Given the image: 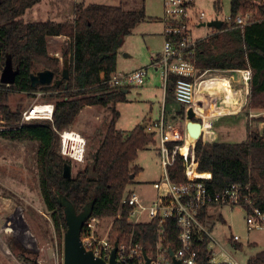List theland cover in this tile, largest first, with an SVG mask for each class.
<instances>
[{
	"label": "trees",
	"instance_id": "trees-1",
	"mask_svg": "<svg viewBox=\"0 0 264 264\" xmlns=\"http://www.w3.org/2000/svg\"><path fill=\"white\" fill-rule=\"evenodd\" d=\"M41 1L0 0V76L8 59L18 71L13 85L0 82V115L5 122L0 135L13 141L39 143L40 189L60 244L67 230L60 200L66 197L78 213L91 203L92 217L114 218L109 232L112 243H121L132 237L135 244H140L153 256L158 245L169 252L177 251L181 247V227L176 217H159L139 224L128 221L132 207L123 205L122 200L127 187L140 173L134 162L141 150L155 143V134L142 126L129 133L118 129L120 112L116 105L127 101L126 89H112L104 83L117 70L120 41L123 42L124 37L146 19L145 9L126 10L122 6L79 3L75 5L73 21L25 22V12ZM257 1L262 0H230L231 24H223L220 32L198 40L194 57L196 66L202 71L251 70L250 94L245 106L248 112L249 109L264 111V2ZM219 3L218 0L217 9ZM246 14H253V19L244 27H237L236 17ZM56 36L70 39L71 59L69 78L59 85L46 87L56 98L53 120L22 121L21 112L4 103L10 91L32 93L36 90L31 81L36 64L53 71L55 76H63L60 60L51 56L49 51L48 40ZM176 79L171 76L168 92L174 90ZM85 106H110L112 118L102 141L91 155V166L68 179L64 177V168L67 163L71 164V160L60 154L58 132L70 129ZM184 111L182 107L179 113L184 115ZM257 118L259 122L264 121ZM195 153L198 162L196 177L206 178L212 174L211 180L206 181L210 191L221 192L237 184L245 200H252L253 206L264 211L263 134L249 132L245 141L236 143L203 142L200 138ZM185 169L184 158L178 156L168 168L171 180L177 183L187 181ZM244 209L249 206L244 205ZM198 218L203 224L208 221L206 208L200 211ZM208 245L209 237L201 234L199 264H213ZM235 245L242 246L241 243ZM247 264H264V249L250 257Z\"/></svg>",
	"mask_w": 264,
	"mask_h": 264
},
{
	"label": "rangeland",
	"instance_id": "rangeland-1",
	"mask_svg": "<svg viewBox=\"0 0 264 264\" xmlns=\"http://www.w3.org/2000/svg\"><path fill=\"white\" fill-rule=\"evenodd\" d=\"M217 1L196 0L198 10L206 14L207 21L230 15V0H219V9H217ZM75 2L122 6L126 10L144 8L147 13L146 19L149 20L145 19L137 24L124 37L118 50L116 72L120 74L131 72L143 66H151L150 50L160 51L164 45V38L161 36L163 31L161 19L164 17L163 0H42L36 6L28 9L23 19L29 23L73 21ZM260 2L262 3L264 0L256 3ZM197 25L198 19L192 28L194 39L205 37V34L211 33V28L197 27ZM48 43L50 55L60 60V70L62 71L64 68L63 61L67 59L70 63V39L66 36H56L49 38ZM149 69L147 84L144 87L128 88L127 101L116 105V109L120 112L116 126L124 132H130L137 126H142L144 120L151 115L153 118H158L162 111L167 92L159 76L154 74V69ZM42 70L44 69L40 65L36 64L33 67L34 74ZM216 76L225 79L221 82L222 85L227 84L228 79L226 77ZM60 78H62L61 75L55 76V79ZM228 84L230 83L228 82ZM53 85L54 82L50 85H38L32 93L10 91L4 104L9 105L14 111L21 112L22 116L35 104H55L56 98L52 96L50 91L46 90V87ZM232 85L234 87V83ZM230 95L232 96L233 93ZM0 105H2L1 101ZM233 105L227 107H233ZM152 107L153 110L150 113ZM176 108L181 109V106L176 105ZM250 113L254 116H250ZM235 117L237 116H227L216 122L214 130L219 134L216 141L242 142L248 138L249 132L256 131L264 135V121L259 122L257 120V117L264 120L262 109H249V112L248 109H244L239 119ZM111 118V108L85 106L71 128L68 129L81 134L87 141L84 161L79 163L71 160L72 177H76L79 171L91 166V155L102 141ZM4 123L0 115V131L5 129ZM155 140L157 143L150 144L139 152L134 165L140 168V173L127 187L125 196L130 192H136L144 200L145 198L153 199L157 196L155 185L160 183L163 170L158 151L159 136L155 135ZM38 147L39 143L35 141H13L0 135V225L8 221L9 218H14L18 222V227L23 228L19 227L21 230H29V233L37 239L38 247L47 249V255H51L53 248L58 250L59 260L62 262L63 238L62 244H60L51 213L44 203L40 189ZM216 212L217 216L214 217L212 224L207 226L211 238L210 242L215 251H220L221 246L225 251L234 255L238 259L237 261L245 263L250 256L264 249V231L249 230L245 217L246 211L243 207H223V209H216ZM220 214L223 215L226 222L219 219ZM20 216L23 217V222L20 221ZM113 220L114 218L102 219L101 224L97 227V234L101 237L107 235ZM235 235L241 238L237 242L241 243V248L235 245L233 240ZM2 237L15 254L24 261V255L28 254L24 252L16 240L7 233H4ZM0 264H14L10 257L3 254L1 249Z\"/></svg>",
	"mask_w": 264,
	"mask_h": 264
},
{
	"label": "built area",
	"instance_id": "built-area-1",
	"mask_svg": "<svg viewBox=\"0 0 264 264\" xmlns=\"http://www.w3.org/2000/svg\"><path fill=\"white\" fill-rule=\"evenodd\" d=\"M163 19L165 22L163 50L154 59L151 66L128 73L113 74L108 80H104V83H107L112 89L144 87L149 77V68H152L157 71L161 83L167 89L171 76H176L174 93L176 101L185 109V121H188L186 117L187 110L192 108L202 126L200 138H202L203 142H214L216 140L214 121L219 115L214 116L213 112H219L220 109L237 110L233 107H227L228 105H238L239 110L247 105L252 72L248 68L239 70L208 69L202 71L196 66L194 61L195 47L198 40L201 39L193 38L192 28L196 19H198L200 24L201 22L207 23V20L206 14L196 9L195 0H164ZM218 19L222 20L223 24H231L232 22L231 15L214 20ZM251 19H253L252 14L238 15L235 24L237 27H244ZM220 31L221 29L217 30V32ZM227 71L238 72L239 78L235 81L241 83L240 87L234 88L232 85L234 81L228 79L232 88V96L228 95V92H222L206 83L207 79L212 75H222V73ZM102 78L104 79V75H102ZM229 97L231 98V103H228ZM198 100L202 103V112L196 108ZM48 106H51V109L46 112L47 114H43L38 118L31 117L36 107L33 106L23 113L22 120L49 119L52 121L55 104L48 103ZM250 116H254V114L250 113ZM145 128L149 133L159 134L158 151L163 170L162 179L160 183L155 185L158 194L156 199L150 203L143 200L136 192H130L127 196H124L122 204L132 207L128 217L130 223H149L159 217H176L181 227L179 235L181 247L175 251V255L183 264H199L198 244L201 241V234H206L209 237L208 250L212 254L211 263L223 264L215 263V258L220 254L219 252L225 254L224 249L220 246V251L214 250V246L210 242L211 238L208 228L198 218L200 211L204 208L207 211L209 207L214 206H241L243 208L244 205L246 207L249 206V209H245L249 230L264 231V211L253 206L252 200H245L239 185L232 184L221 192L210 191L206 181L211 180V173L210 177L206 178L195 177V175L190 173L189 168L193 164L196 167L195 170L198 167L195 153L197 141L194 140L188 145L186 153L182 151V148L191 139L186 123L183 127H179L173 122H168L164 114H162L158 120L148 121ZM66 131L58 132L60 136V154L69 160L79 163L83 162L86 154V139L83 137L78 149H76L71 144L65 143ZM77 135L81 136L79 133ZM171 144H173V147L170 146ZM178 156H182L186 162L185 175L187 178V181L179 183L173 182L168 172V168L176 162ZM19 219L23 222L22 216ZM17 223L11 217L0 225V249L5 256L10 257L14 264H63V261L59 260L58 250L53 248L51 255H47V249L38 247L37 239L29 233V230H21L20 228L22 227L19 226V228ZM100 224V218H89L84 225L81 237L87 250L93 251L96 256L108 261L111 258L114 243L109 240V233L103 237L97 234V227ZM108 231L110 232V229ZM4 233L11 235L24 252L28 254L24 255V261L9 247L2 237ZM240 239L238 235L233 237L234 241H240ZM145 252V249L140 244H135L133 238L130 237L129 240L119 243L117 259L122 264H147ZM148 256L151 258L150 264H174L170 252L161 245L157 246L154 256L150 254ZM230 264L240 263L231 262Z\"/></svg>",
	"mask_w": 264,
	"mask_h": 264
},
{
	"label": "water",
	"instance_id": "water-1",
	"mask_svg": "<svg viewBox=\"0 0 264 264\" xmlns=\"http://www.w3.org/2000/svg\"><path fill=\"white\" fill-rule=\"evenodd\" d=\"M203 26L214 27L221 29L223 25L222 20H212L208 23H203ZM122 40L120 41V44ZM63 76L60 79H55V73L51 70H42L38 73L31 74L32 86L37 87L38 85H50L61 84L65 79L69 78V61L65 59L63 61ZM17 70L13 67L11 61L8 59L3 71L1 72L0 82L7 86L13 85L16 80ZM125 93L128 89L124 90ZM187 123L186 128L191 138L198 141L201 137L202 126L195 116V112L192 108H189L186 112ZM143 128L146 124L142 125ZM64 177L72 178V166L67 163L64 168ZM132 178L134 176L132 175ZM60 204L64 207V214L67 223V230L63 236V264H122L117 259V252L119 248V242L114 243L111 258L107 261L94 254L93 251L87 250L82 241V230L86 221L92 217V204H87L81 212H77L74 204L69 201L66 197H61ZM145 258L147 264L151 263V258L145 252ZM170 256L174 264H183L180 259L175 255V251L170 250Z\"/></svg>",
	"mask_w": 264,
	"mask_h": 264
},
{
	"label": "crops",
	"instance_id": "crops-1",
	"mask_svg": "<svg viewBox=\"0 0 264 264\" xmlns=\"http://www.w3.org/2000/svg\"><path fill=\"white\" fill-rule=\"evenodd\" d=\"M76 4H79V2H75ZM81 3H84V2H81ZM85 4H89V3H85ZM195 5H196V0H195ZM163 8H164V0H163ZM196 9L198 10L199 8L196 6ZM146 12V11H145ZM146 16H147V13H146ZM164 16V15H163ZM146 20H149V19H146ZM162 20V22H163V31H162V34H161V36H163V38H164V29H165V22H164V19L162 18L161 19ZM214 20V19H213ZM212 21V20H211ZM208 22H210V21H207V23ZM203 23H205V22H201V24L200 23H198V25H197V27H202L203 25ZM203 27H208V26H203ZM209 28H211L212 30H211V33L214 31L215 33L217 32V30L218 29H216V28H214V27H209ZM211 33H209V34H205L204 36L205 37H200L199 39H203V38H207V37H209V36H211V35H213V33L211 34ZM214 33V34H215ZM54 40V39H53ZM163 49V48H162ZM162 49L160 50V51H153V50H150V53H151V64H152V62L154 61V59L158 56V55H160V53L162 52ZM145 67H147V66H143V67H140V68H138V69H141V68H145ZM138 69H136V70H138ZM150 70V69H149ZM133 71H135V70H133ZM132 72V71H131ZM123 73H128V72H123ZM115 74H118L117 72H115ZM121 74V73H120ZM154 74L155 75H158V73H157V71L154 69ZM159 76V75H158ZM220 76H223V77H226L227 79H230L231 81H234V88H238V87H240L241 86V83H237L235 80L236 79H238L239 78V74H238V72H235V71H227V72H224V73H222V75H220ZM160 79V78H159ZM166 90V92H167V94H165V97H166V99L164 100V102H163V108H162V111H161V113L159 114V116H158V118H153V116L151 115V116H149V118L147 117V119H145L147 122L148 121H151V120H158L161 116H162V114H164V116H165V118H166V120L168 121V122H173V123H175L177 126H179V127H183L184 126V124L185 123H187V121H185V118H184V115L183 114H180L179 113V111L182 109V105H180L177 101H176V98H175V93H174V90L172 91V92H168L167 91V89H165ZM218 90H220V89H218ZM229 102V101H228ZM176 105H180L181 106V109H178V108H176ZM105 108H110V106H107V107H105ZM233 108L234 109H237L236 111H233L232 109L230 110V109H225L226 111H224V109L222 110V109H220L219 110V112H214V116H216V115H219L217 118H216V120L214 121V125L216 124V122L219 120V119H222V118H224V117H227V116H237V117H235V118H237V119H239L240 118V114L242 113V111H244V109H245V107L243 108V109H241V110H239L238 109V105H235V106H233ZM152 110H153V107L151 108V112L150 113H152ZM228 111V112H227ZM144 120V124H146L147 122ZM216 132V131H215ZM129 133V132H128ZM127 133V134H128ZM155 135H157V136H159V134L158 133H155ZM218 136H219V134L216 132V139L218 138ZM159 141H160V137H159ZM216 141V140H215ZM155 143H157V141L155 140ZM157 194H158V190H157ZM157 197V196H156ZM156 197L155 198H153V199H147V198H145V201H147V202H149V201H153V200H155L156 199ZM144 200V199H143ZM218 208H220V209H223V207H219V206H214V207H209L208 209H207V211H206V214H207V216H209V219H208V221L204 224L205 226H208L209 224H212V222H213V220H214V217H216L217 216V212H216V209H218ZM219 219L221 220V221H224V222H226L225 221V219H224V217H223V215L222 214H220L219 216ZM102 220V219H101ZM103 220H105V219H103ZM112 225V224H111ZM235 242V244H237V242H239V241H234ZM255 243H257V242H255ZM257 245H258V243H257ZM260 251V250H259ZM224 252H225V254L223 253V254H221V252H219L220 254L219 255H217L216 256V258H215V263H231V262H238V263H240L239 261H237L238 259L234 256V255H232L231 253H229V252H227V251H225V249H224ZM258 252V251H257ZM256 252V253H257ZM255 253V254H256ZM255 254H253L252 256H254ZM252 256H250V257H252ZM249 257V258H250ZM248 258V259H249ZM248 261V260H247ZM240 264H247V262H245V263H240Z\"/></svg>",
	"mask_w": 264,
	"mask_h": 264
},
{
	"label": "bare ground",
	"instance_id": "bare-ground-1",
	"mask_svg": "<svg viewBox=\"0 0 264 264\" xmlns=\"http://www.w3.org/2000/svg\"><path fill=\"white\" fill-rule=\"evenodd\" d=\"M225 79H220L218 76L216 75H212L210 78L207 79V84L208 85H211L213 86L214 88L216 89H220V91L222 92H228V95L232 93V88L230 86V84H227L224 83L223 85L221 84V82H223ZM230 102V101H229ZM228 102V103H229ZM33 106H36L35 109L33 110L32 114H31V117H40L42 116L43 114H47L46 112H48L50 109H51V106H48L47 103H43V104H35ZM196 108L197 110H199L200 112H202V103L200 100L197 101V104H196ZM213 115H214V112H213ZM75 132V131H74ZM82 136V135H81ZM79 135H77V132L76 133H73L72 131L70 130H67L66 131V141L65 143L67 144H71L72 146H74V148L78 149L79 147V143L82 142V138L83 136L81 137ZM194 139L191 138L189 141H188V144L182 148V151L184 153H186L188 151V145L193 142ZM87 142V141H86ZM195 165L193 164L190 168H189V171L192 175H195L196 177V170H195Z\"/></svg>",
	"mask_w": 264,
	"mask_h": 264
}]
</instances>
